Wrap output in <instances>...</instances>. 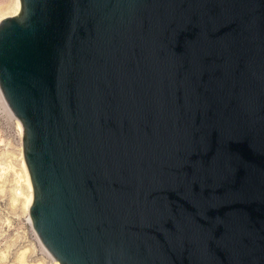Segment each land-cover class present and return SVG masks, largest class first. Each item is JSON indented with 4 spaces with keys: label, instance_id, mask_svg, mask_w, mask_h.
<instances>
[{
    "label": "water",
    "instance_id": "obj_1",
    "mask_svg": "<svg viewBox=\"0 0 264 264\" xmlns=\"http://www.w3.org/2000/svg\"><path fill=\"white\" fill-rule=\"evenodd\" d=\"M0 91L60 264H264V0H19Z\"/></svg>",
    "mask_w": 264,
    "mask_h": 264
},
{
    "label": "rangeland",
    "instance_id": "obj_2",
    "mask_svg": "<svg viewBox=\"0 0 264 264\" xmlns=\"http://www.w3.org/2000/svg\"><path fill=\"white\" fill-rule=\"evenodd\" d=\"M14 2L0 0V20L12 15ZM23 161L16 121L0 104V264H57L45 253L28 221Z\"/></svg>",
    "mask_w": 264,
    "mask_h": 264
},
{
    "label": "bare ground",
    "instance_id": "obj_3",
    "mask_svg": "<svg viewBox=\"0 0 264 264\" xmlns=\"http://www.w3.org/2000/svg\"><path fill=\"white\" fill-rule=\"evenodd\" d=\"M19 10H20V2H19V0H15L14 4L12 6V12H13L12 15L17 14L19 12ZM0 104L3 105L4 110H6L8 112L9 116L11 118L15 119L16 124H17V127H18V131L20 133V136L22 137V135H23V127H22V124H21L20 120L18 118H16L12 114V112L10 111L8 105L6 104L4 98H3L2 94H1V91H0ZM23 162H22L23 163V168H24L25 174H26V178H25V180L24 179L23 180L26 182V186H27V188L29 190L28 196L25 198L24 207H25L26 210H28V214H29V208H30V205H31L32 200H33V191H32V185H31L29 173H28V170L26 169L27 167H26L25 161H23ZM28 221L32 225V221H31L30 215H28ZM39 242L42 245L43 249L45 250V253H47V255H49V257H51L50 253L46 250V248L43 246V244L41 243L40 240H39ZM52 260H54L55 263L60 264L54 258Z\"/></svg>",
    "mask_w": 264,
    "mask_h": 264
}]
</instances>
